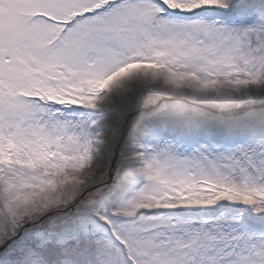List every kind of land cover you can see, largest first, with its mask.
<instances>
[{
  "label": "snow or ice",
  "instance_id": "obj_1",
  "mask_svg": "<svg viewBox=\"0 0 264 264\" xmlns=\"http://www.w3.org/2000/svg\"><path fill=\"white\" fill-rule=\"evenodd\" d=\"M0 264H264V0H0Z\"/></svg>",
  "mask_w": 264,
  "mask_h": 264
}]
</instances>
